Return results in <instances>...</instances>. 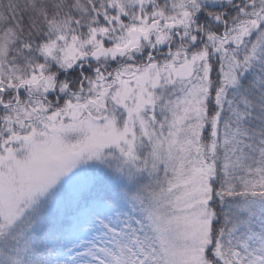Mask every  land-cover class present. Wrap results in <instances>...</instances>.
<instances>
[{"label": "snow or ice", "instance_id": "obj_1", "mask_svg": "<svg viewBox=\"0 0 264 264\" xmlns=\"http://www.w3.org/2000/svg\"><path fill=\"white\" fill-rule=\"evenodd\" d=\"M0 264H264V0H0Z\"/></svg>", "mask_w": 264, "mask_h": 264}]
</instances>
